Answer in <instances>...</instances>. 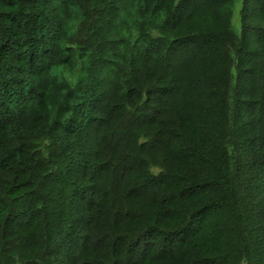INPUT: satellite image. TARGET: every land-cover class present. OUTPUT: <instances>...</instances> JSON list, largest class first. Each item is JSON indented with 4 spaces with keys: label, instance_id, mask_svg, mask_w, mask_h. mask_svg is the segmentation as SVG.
<instances>
[{
    "label": "trees",
    "instance_id": "16d2710c",
    "mask_svg": "<svg viewBox=\"0 0 264 264\" xmlns=\"http://www.w3.org/2000/svg\"><path fill=\"white\" fill-rule=\"evenodd\" d=\"M0 264H264V0H0Z\"/></svg>",
    "mask_w": 264,
    "mask_h": 264
},
{
    "label": "rangeland",
    "instance_id": "374dc122",
    "mask_svg": "<svg viewBox=\"0 0 264 264\" xmlns=\"http://www.w3.org/2000/svg\"><path fill=\"white\" fill-rule=\"evenodd\" d=\"M239 4L237 5V9L234 12V20L237 22L238 21V16H239ZM157 170V169H156Z\"/></svg>",
    "mask_w": 264,
    "mask_h": 264
}]
</instances>
